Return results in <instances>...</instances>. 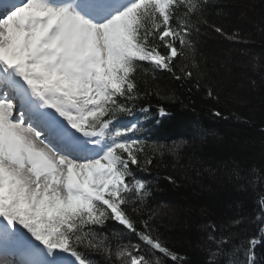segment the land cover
<instances>
[{"label":"snow or ice","instance_id":"obj_1","mask_svg":"<svg viewBox=\"0 0 264 264\" xmlns=\"http://www.w3.org/2000/svg\"><path fill=\"white\" fill-rule=\"evenodd\" d=\"M208 7L209 0H0V252L20 257L0 264H93L92 253L101 264H183L156 233L152 190L137 176L150 173L165 146L141 135L140 117H123L139 111L151 124L153 97L156 114H169L164 104L175 95L154 86L163 73L201 88L202 31L240 40L208 23ZM233 173L237 182L264 184L257 169ZM258 196L264 225V192ZM209 228L207 264H257L264 227L239 242Z\"/></svg>","mask_w":264,"mask_h":264},{"label":"trees","instance_id":"obj_2","mask_svg":"<svg viewBox=\"0 0 264 264\" xmlns=\"http://www.w3.org/2000/svg\"><path fill=\"white\" fill-rule=\"evenodd\" d=\"M206 16L209 24L239 33L240 40H229L211 28L196 38L195 55L204 72L201 88L195 81L180 82L163 73L154 86L175 95V102L164 104L169 114H156L159 102L153 97L151 124L139 111L123 117H140L141 135L150 145L165 146L156 153L150 173L137 176L152 190L156 233L184 258L183 264H207L209 225L217 235L234 234L237 242L259 236L264 227L256 218L264 184L237 182L233 173L239 169L250 176L257 169L264 176V0H209ZM207 85L218 99L207 96ZM215 111L222 116H213ZM175 145L179 147L173 152ZM91 255L93 264H101L102 256ZM255 259L264 264V246L257 245Z\"/></svg>","mask_w":264,"mask_h":264},{"label":"rangeland","instance_id":"obj_3","mask_svg":"<svg viewBox=\"0 0 264 264\" xmlns=\"http://www.w3.org/2000/svg\"><path fill=\"white\" fill-rule=\"evenodd\" d=\"M3 254H4L5 257L8 258L9 261H13V259H14L15 261H19V260L17 259V258H18L17 255H13V254H11V253H3Z\"/></svg>","mask_w":264,"mask_h":264},{"label":"bare ground","instance_id":"obj_4","mask_svg":"<svg viewBox=\"0 0 264 264\" xmlns=\"http://www.w3.org/2000/svg\"><path fill=\"white\" fill-rule=\"evenodd\" d=\"M5 260V258L3 256H0V261Z\"/></svg>","mask_w":264,"mask_h":264}]
</instances>
